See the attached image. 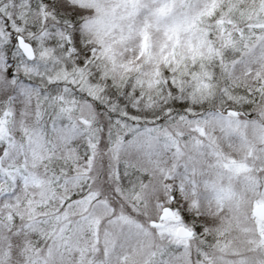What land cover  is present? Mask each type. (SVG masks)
I'll return each mask as SVG.
<instances>
[{
	"label": "snow or ice",
	"instance_id": "1",
	"mask_svg": "<svg viewBox=\"0 0 264 264\" xmlns=\"http://www.w3.org/2000/svg\"><path fill=\"white\" fill-rule=\"evenodd\" d=\"M0 264H264V0H0Z\"/></svg>",
	"mask_w": 264,
	"mask_h": 264
}]
</instances>
